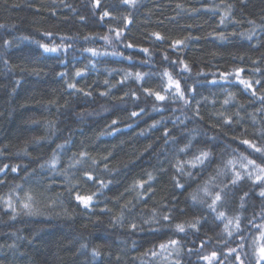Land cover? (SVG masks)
Returning a JSON list of instances; mask_svg holds the SVG:
<instances>
[{"label": "trees", "instance_id": "trees-1", "mask_svg": "<svg viewBox=\"0 0 264 264\" xmlns=\"http://www.w3.org/2000/svg\"><path fill=\"white\" fill-rule=\"evenodd\" d=\"M177 40L185 43L173 47ZM238 69L251 89L235 75L221 78ZM165 71L187 105L144 91L171 97ZM260 97L264 0H0V168L8 165L0 172V264H209L203 257L213 252L212 264H238L232 248L255 264L261 186L247 178L231 185L225 163L244 153L264 164L240 143L264 147ZM200 150L211 153L203 165L183 163ZM206 185L213 195L228 185L215 211ZM77 193L96 195L85 208ZM10 194L15 213L4 203ZM236 216L241 230L229 236L225 224ZM169 239L179 241L171 254L153 257Z\"/></svg>", "mask_w": 264, "mask_h": 264}, {"label": "snow or ice", "instance_id": "snow-or-ice-1", "mask_svg": "<svg viewBox=\"0 0 264 264\" xmlns=\"http://www.w3.org/2000/svg\"><path fill=\"white\" fill-rule=\"evenodd\" d=\"M124 2L135 4L136 0H124ZM96 4L99 5V0H96ZM230 7L231 6L229 5V8ZM108 15H109L108 12H104L101 19H103L104 17H106ZM228 15H229V13L226 12L225 15L221 16V20H220L221 24L224 23V20L227 18ZM119 35H120V33L118 32L117 38L119 37ZM154 35H156L158 39L162 38V37H160V35L158 33L154 34ZM221 38H223L222 34H221ZM104 39L107 40L108 37H104ZM184 43H185V41H183V40H177L174 42L173 47L183 45ZM131 46L132 45H128V47H131ZM41 47L46 52H57L59 50V46L49 47L48 45L45 44V45H41ZM89 51H92L93 55L96 54L95 50L89 49ZM143 51L148 52V49H143ZM165 58L167 59V57H165ZM179 63L183 65V68H182L183 71H190L188 65L185 64L183 61H180ZM241 71H242V69H238L234 73H221V78L227 79L229 76L235 75V78L239 84L243 85V87L245 89H251L253 87L252 83L249 80L244 79L240 76ZM76 75L77 76L81 75V71L78 70L76 72ZM127 75H131V73H129ZM163 75L165 77H167V85L168 86L165 89V91L171 92L172 93L171 97H166L165 95H161L160 92H154V91L147 89V88L144 89V91L148 92L149 95H154L156 100H159V101H164L165 99L173 98V99L182 100L187 105L189 103V101L185 98V92L181 88L179 80L174 79L173 76L167 71H165L163 73ZM135 77L139 81L142 79V74L136 73ZM256 83H259V81H257ZM68 87L69 88H75L76 85L75 84H69ZM173 89H174V91H173ZM86 94L90 95V93H86ZM252 94L255 95V92L253 91ZM230 96H231V94H230ZM260 99L264 100V97H260ZM224 103L225 104L229 103V99H226L224 101ZM198 114H199V112L197 111V115ZM132 115L136 116V115H138V113L133 112ZM115 123H116V121H113V124H115ZM225 123H231V121L225 120ZM235 139H239V138L235 137ZM240 143L243 145H247L248 148L254 150L256 153H259L261 158L264 159V147L257 146L256 143H254L248 139H242V140H240ZM188 146H190V145H188ZM188 146H186V147H188ZM183 150L184 149H181V151H183ZM80 155H81V157H83L87 154L81 153ZM210 156H211V153L209 151L200 150L198 155H194L191 160L183 162V163H187L190 167L196 168L200 165H203L206 161H208ZM55 163H56V158L54 156L53 161H52L53 166L55 165ZM76 163H80V161H76ZM183 163H181L177 167V171H183ZM237 165H238V168H237ZM7 168H8V165H4L3 168H0V172H4L5 169H7ZM225 169L231 170V173H232L231 179H230L231 185L235 186L239 182H241L242 180L247 178L248 180H251L254 185H260L261 186L260 196L264 197V164L257 163V161L255 159H251V158H249V156L245 155L244 153H240L238 157L234 156L232 159H229L228 161H226ZM11 171L16 172L17 167H12ZM222 171L223 170L218 171L217 174L218 175L221 174ZM188 174L191 175V173H188ZM85 175L88 176L89 180L93 179V177L90 174L85 173ZM152 179H153V177L149 173L148 174V180L151 181ZM0 183H3V181L0 180ZM145 183H147V181L136 182L133 185V187L143 188ZM101 185L103 187L107 186V185H104L103 182H101ZM177 186L183 187V185H179V184ZM19 187H20V185L16 186V188H19ZM227 187H228V185H224V188H227ZM224 188H221L220 191L215 192L214 195L211 192H209L207 185L203 189V191L205 192V195H212L213 196L211 204L208 205V207L211 208L213 211H215V206H216L217 202L222 201V199L224 198V195H226V193L224 192ZM12 191L15 192V189H13ZM95 195H96L95 193H92L90 195H81V194L77 193L75 198L85 208H88L91 206ZM246 195H247V193H245V196ZM0 199H4V198L0 197ZM32 199H33L32 196L30 194L26 193L25 194V201L22 202V208L27 210L29 213L31 212V201H32ZM192 199L196 200L197 196L193 194ZM241 199L243 200V197ZM4 203L7 205V207L9 209H11L13 211V213H15L16 208L14 206L11 194L8 196V198L6 200H4ZM218 217H224V213H222V212L219 213ZM164 219L167 220V219H169V217L164 216ZM249 222L251 223V221H249ZM189 226L192 228H195L196 224L193 223ZM229 226H231V230H230ZM136 227L137 226L135 224L131 225V228H133V229H136ZM254 227H258L261 230V237L264 238V223H261L259 225H254ZM175 228L178 232H184L185 231V226L183 224H176ZM240 230H241L240 229V217L236 216L234 218H229L228 222L225 224L224 231L227 232L229 236H232L233 232H239ZM243 239H244V237L241 236L242 241H243ZM178 244H179V241L174 240V239H169L167 242H163V243L159 244V249L161 250L160 252L150 250L151 255L153 257L162 256L164 252H169V254H171V250H174L175 246H177ZM239 247L241 249H243V247H244L243 243H241L239 245ZM229 252L230 253H236L235 260L238 262V264H244V261H243V259H241L240 254L237 252V249H235V248L229 249ZM94 255H98V253L94 251ZM216 255L217 254L215 252H213L210 256L203 257V259L208 261L209 264H212V261L216 258ZM254 255L256 257L255 264H264V244H261L257 247Z\"/></svg>", "mask_w": 264, "mask_h": 264}, {"label": "rangeland", "instance_id": "rangeland-1", "mask_svg": "<svg viewBox=\"0 0 264 264\" xmlns=\"http://www.w3.org/2000/svg\"><path fill=\"white\" fill-rule=\"evenodd\" d=\"M261 244H263V242H262V238L260 237L257 241H256V243L254 244L255 246V251H256V249H257V247L259 246V245H261Z\"/></svg>", "mask_w": 264, "mask_h": 264}]
</instances>
